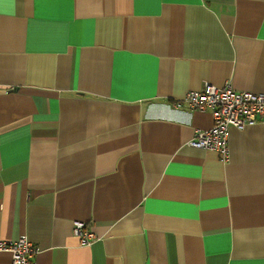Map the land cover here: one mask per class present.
I'll return each instance as SVG.
<instances>
[{
  "label": "crops",
  "instance_id": "crops-1",
  "mask_svg": "<svg viewBox=\"0 0 264 264\" xmlns=\"http://www.w3.org/2000/svg\"><path fill=\"white\" fill-rule=\"evenodd\" d=\"M206 82L264 93V0H0V241L35 264H264V117L227 160L188 145L211 114L172 102Z\"/></svg>",
  "mask_w": 264,
  "mask_h": 264
},
{
  "label": "built area",
  "instance_id": "built-area-1",
  "mask_svg": "<svg viewBox=\"0 0 264 264\" xmlns=\"http://www.w3.org/2000/svg\"><path fill=\"white\" fill-rule=\"evenodd\" d=\"M175 108L183 105L199 111L208 110L212 125L208 129H196L187 144L215 150L221 160H227L228 136L232 128L242 129L246 125L260 122L264 117V93L240 91L230 82L221 86L206 82L201 89L187 91L181 99L172 102ZM86 223L73 222V233L81 245H89L96 235L86 229ZM0 250L10 253V264H35L37 247L26 235L14 240H1Z\"/></svg>",
  "mask_w": 264,
  "mask_h": 264
}]
</instances>
